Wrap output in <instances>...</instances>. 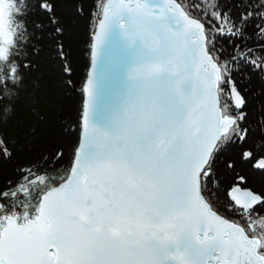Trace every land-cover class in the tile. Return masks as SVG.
<instances>
[{
    "label": "snow or ice",
    "instance_id": "obj_1",
    "mask_svg": "<svg viewBox=\"0 0 264 264\" xmlns=\"http://www.w3.org/2000/svg\"><path fill=\"white\" fill-rule=\"evenodd\" d=\"M0 264H264V0H0Z\"/></svg>",
    "mask_w": 264,
    "mask_h": 264
},
{
    "label": "trees",
    "instance_id": "obj_2",
    "mask_svg": "<svg viewBox=\"0 0 264 264\" xmlns=\"http://www.w3.org/2000/svg\"><path fill=\"white\" fill-rule=\"evenodd\" d=\"M93 0H85L86 5L90 6ZM68 22L72 25L71 28V53H72V64L74 68L75 80H80L87 67L89 65V31L90 21L86 17L68 18ZM47 73L44 82L48 85L49 90L52 92V96L49 98V107L44 111L46 118V126L42 128L37 146H43L47 134L59 130L61 123H68L67 118L61 115L62 110L65 106V97L68 95L64 89L60 87L59 81L56 78L54 66H49L44 69ZM79 85H77V88ZM73 103L78 106L79 96L73 94ZM71 138V137H70Z\"/></svg>",
    "mask_w": 264,
    "mask_h": 264
}]
</instances>
